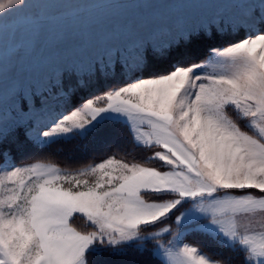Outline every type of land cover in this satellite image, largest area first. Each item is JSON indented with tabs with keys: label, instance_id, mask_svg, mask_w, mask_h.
Instances as JSON below:
<instances>
[{
	"label": "snow or ice",
	"instance_id": "1",
	"mask_svg": "<svg viewBox=\"0 0 264 264\" xmlns=\"http://www.w3.org/2000/svg\"><path fill=\"white\" fill-rule=\"evenodd\" d=\"M0 264H264V0H0Z\"/></svg>",
	"mask_w": 264,
	"mask_h": 264
},
{
	"label": "trees",
	"instance_id": "2",
	"mask_svg": "<svg viewBox=\"0 0 264 264\" xmlns=\"http://www.w3.org/2000/svg\"><path fill=\"white\" fill-rule=\"evenodd\" d=\"M125 147L131 149L132 145L127 144ZM111 151H115L114 146ZM45 152L52 153V159L47 162L58 163L61 167L64 166V162L69 157H81L88 155L99 162L107 154L103 145H88L87 149H85L83 147V142L79 139L60 141L53 145L51 149H46ZM119 155H123V153H118V156ZM134 155L143 156L144 153L135 152Z\"/></svg>",
	"mask_w": 264,
	"mask_h": 264
},
{
	"label": "clouds",
	"instance_id": "3",
	"mask_svg": "<svg viewBox=\"0 0 264 264\" xmlns=\"http://www.w3.org/2000/svg\"><path fill=\"white\" fill-rule=\"evenodd\" d=\"M21 2H22V0H21Z\"/></svg>",
	"mask_w": 264,
	"mask_h": 264
}]
</instances>
